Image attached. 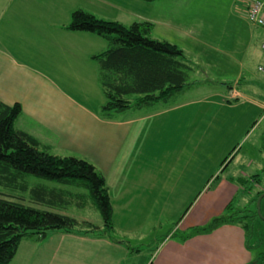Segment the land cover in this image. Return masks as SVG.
Wrapping results in <instances>:
<instances>
[{
	"label": "rangeland",
	"instance_id": "1",
	"mask_svg": "<svg viewBox=\"0 0 264 264\" xmlns=\"http://www.w3.org/2000/svg\"><path fill=\"white\" fill-rule=\"evenodd\" d=\"M186 1L188 0H174L170 3L164 0L152 6L148 4L145 6V11L149 12L148 17L153 19L149 21L157 24L159 35L166 36L170 33L168 36L181 38L176 29L168 30L167 23L173 24V20L181 24H197L195 19L198 20V18L194 15V12L197 13L196 7L193 8L194 12L191 10L185 17L176 15ZM196 1L200 4L199 6L203 7L202 13L206 18L209 17L210 21L205 20L203 23L202 40L206 43L197 46L200 54L195 52L193 47L190 50L200 58L190 56V59L193 64L203 65L204 72L212 79L223 78L225 85L220 84L223 81H209L210 83L200 81L201 88L199 89L194 81H189V86L180 94H176L179 97L186 95L189 99L195 98V100L207 94H216L222 88L228 92L230 86H237L238 76L236 74L239 72L240 61L244 63L243 71L248 72L246 80H249L253 74L258 75L257 68L260 64L264 66V52L261 50L262 39H259L262 35L264 36V30L250 22L248 18L249 0ZM122 7L126 13L115 14L119 22L126 26L141 22V19H137L133 13V10L138 8L137 5L126 4ZM111 17L113 18V15ZM177 37L175 39L180 42ZM99 39L107 44L105 40ZM193 44H195L194 41ZM95 73L97 75L96 70ZM201 73L202 70L196 71V78H200ZM245 82L250 81H242L238 89L248 94ZM81 87L84 94H80L82 90H79V87L63 86L70 96L78 99H82L87 94L91 100V94L104 97L99 82V73L98 81L97 79L96 81H85ZM77 92L83 96L76 94ZM231 93V97L234 98L235 91ZM95 99L92 101L96 102ZM104 101L106 102V99ZM167 104L175 103L171 101ZM167 104L163 101L159 107L164 108ZM150 106L144 107L142 116L156 109L155 105ZM199 107L195 109L196 125L195 133L192 135L191 133L183 135L174 129L169 117L145 119L142 123L133 126L130 142L119 158L118 164L122 163L121 166L117 164L106 168V165H94L106 179V186L114 206V230L112 232H105L100 211L94 205L89 192L78 185L65 186L29 177L30 189L27 192L22 190L21 181H18L10 187L0 185V193L6 199L23 198L21 203L34 209L66 215L99 227L98 230L87 234L78 231L79 234L50 235L53 237L50 244L59 248L56 257L51 261L52 264H153V259L162 247V243L167 238H171V234L174 237V232H184L182 226L179 228V225L198 201L202 195L201 192L211 189L207 185L209 183H206L209 177L212 176L213 179L222 173L220 176L223 178H238L247 174L248 179L253 180L252 178L258 176L259 181L244 184L247 189L246 193L238 195L234 200V206L237 209H243L251 198L264 193V160L261 161L259 155L260 152L264 154V110L256 109L254 105L243 107L242 110H234L233 115L229 113L225 121L212 120L208 125L210 120L204 114L206 110L201 111ZM240 111L241 118L238 117ZM115 115L124 114L115 113ZM161 123L165 126L164 129L157 130L153 134V129ZM30 125H32L30 119L23 117L20 126L27 130ZM55 140L57 146L52 151L55 155L76 157L91 164L99 158L93 155L92 150L89 156L86 146L85 151L74 146L59 150L60 146H63L59 139L55 138ZM181 143L191 145L186 148L187 150L179 151L177 148ZM173 157L191 161L190 166L186 168L189 171L188 174H182L183 179L178 178L180 173L170 174L168 172ZM159 159V163L153 167L152 163H156ZM226 159L232 161L223 171L222 162ZM128 160L130 162L125 163ZM185 166V163H180L178 170L184 169ZM177 178L180 182L175 181ZM152 183L155 184L154 188L151 187ZM34 189H47L58 193L68 191L72 195L65 196L69 202L64 206L58 202L54 208L35 201L32 195ZM188 208L190 209L187 210ZM254 208L256 210L257 206H253ZM258 216L254 226L255 238L253 237L249 243L252 250L245 247L250 258L248 264L252 262L260 264L259 259L264 252V245L260 247L261 242L264 243V199L261 204V215L258 214ZM27 244V239L22 242L23 252L19 259L24 258ZM135 248L140 249V252H132ZM128 250H130V257H128ZM40 251L41 246H39ZM22 261L24 262V259Z\"/></svg>",
	"mask_w": 264,
	"mask_h": 264
},
{
	"label": "crops",
	"instance_id": "2",
	"mask_svg": "<svg viewBox=\"0 0 264 264\" xmlns=\"http://www.w3.org/2000/svg\"><path fill=\"white\" fill-rule=\"evenodd\" d=\"M161 1L164 0L155 2L144 0H0V101L7 105L18 103L22 106L23 113L15 124L16 129L35 137L48 146L51 153L57 146L55 138L59 139L63 146H60L59 150L74 146L85 151L86 146L89 156L92 150L93 155L99 157L93 161V165H106V168H110L120 162V155L130 142L133 126L142 123L145 119L169 117L174 129L183 135L189 133L192 135L195 133L196 125L195 109L199 106H202L199 107L201 111L206 110L204 114L210 120L208 125L212 120L225 121L229 113L233 115L234 110H242L243 107L254 105L256 109L264 110V73L259 70L263 64L257 68L258 75L253 74L249 80H246L248 72L243 71L242 61L239 63V72L236 74L238 76L237 86L229 85L228 92L222 88L216 94H207L197 100L189 99L186 95L182 97L174 95L164 104L171 101L175 104H167L166 107L160 108L161 102L154 103L156 109L146 112L145 116H142L144 107L126 111L121 113L124 115L119 116L115 113H104L102 108L105 105V97L91 94L93 101L96 98V102H93L88 94L84 97L80 95L84 94L82 83L96 81V79L98 81V64L93 57L105 52L108 45L93 34L67 30L66 27L70 24L73 13L84 10L98 19L119 22L115 14L126 13L122 6L133 4L138 6L133 13L137 19H141L140 23H151L152 21L149 20L153 19L148 17L149 12L145 11V6L147 4L152 6ZM165 1L172 3L174 0ZM199 5L196 0H188L183 8L176 12V15L185 17L196 7L197 13L193 10L198 18V20L195 19L196 25L181 24L175 20L172 21L173 24L167 23L168 30L176 29L181 38L168 36L170 33L161 36L157 32V24L153 22L151 24L154 25L153 38L174 44L184 52L188 64L193 68L190 81H194L196 87L200 89V81L210 83L209 81H223V78L212 79L204 72L203 65L193 64L190 59V56L199 57L190 50L194 48V51L200 54L197 46L206 43L202 40L203 23L205 20L210 21L209 17L206 18L202 13L203 7ZM119 23L125 25L122 22ZM175 37L180 42H177ZM263 37L262 35L259 39L263 41ZM198 70H202L200 78H196ZM242 81H250L245 82L248 94L238 89ZM220 84L225 85L224 81ZM63 86L79 87L82 91L76 94L82 99L70 96ZM234 91L236 96L232 98L231 92ZM208 108L213 110L209 111ZM241 115L240 111L238 117L241 118ZM23 117H27L32 123L27 130L20 126ZM164 127L161 123L153 129V134L157 130H163ZM189 145L191 144L181 143L177 150H187ZM259 155L260 160L263 161V152ZM183 160V158L173 157L168 172L170 174L180 173L178 178L183 179L182 174H188L189 171L186 168L191 162ZM159 161L160 159L152 163L153 167H156ZM231 161L225 164V161L222 162L223 171L228 168ZM126 162L129 163L130 160ZM182 162L186 166L178 170ZM121 164L118 165L121 166ZM221 174L213 179L211 176L206 180L211 189L201 192L202 195L198 201L180 223L179 228L182 226L184 232L204 226L213 218L220 216L226 207L242 193L238 185L240 178L255 182V180L248 179L247 174L238 178H223ZM178 178L175 181L180 182ZM151 187L154 188L155 184L152 183ZM59 233L63 232L50 235L55 236ZM50 235L45 240L27 239L24 258L19 259L24 246L21 244L11 264H52L51 261L56 257L59 248L50 244L53 238ZM39 246H41L40 252ZM44 246L47 247L44 248ZM245 247L244 231L233 225L222 226L209 235L194 237L185 244L174 240L171 234V238H167L162 243V247L153 259V264H248L250 258ZM129 252L130 250L127 251L128 257H130Z\"/></svg>",
	"mask_w": 264,
	"mask_h": 264
},
{
	"label": "trees",
	"instance_id": "3",
	"mask_svg": "<svg viewBox=\"0 0 264 264\" xmlns=\"http://www.w3.org/2000/svg\"><path fill=\"white\" fill-rule=\"evenodd\" d=\"M66 29L90 33L107 42L108 49L93 57L99 66V82L106 99L102 108L104 113H124L166 102L189 86L193 68L188 64L184 52L174 44L153 38L154 25L151 23L125 26L79 10L73 13ZM22 113L20 104L7 105L0 101V185L10 187L21 181L22 190L27 192L30 189L29 177L65 186L78 185L89 192L100 211L105 232H112L114 206L103 174L86 160L55 156L48 146L16 129L15 124ZM227 162L228 159L224 164ZM257 177L253 179L255 182L259 181ZM249 182L254 181L239 179L242 193H246L244 184ZM262 194L251 198L243 209L235 208L232 201L220 216L208 224L186 232H174L173 238L185 244L194 237L209 235L222 226L233 225L242 228L246 246L252 250L249 243L255 238L254 226L259 217L253 206H257ZM32 195L35 201L55 208L58 202L61 206L68 203L65 196L72 194L68 191L58 193L34 189ZM3 197L0 193V264H11L26 239L45 240L51 233L79 234L78 231H82L87 234L99 229L87 221L26 206L21 203L23 198L11 200ZM262 245L264 243L261 242L260 247ZM132 250L140 252L138 248ZM259 262L263 264L264 252Z\"/></svg>",
	"mask_w": 264,
	"mask_h": 264
},
{
	"label": "built area",
	"instance_id": "4",
	"mask_svg": "<svg viewBox=\"0 0 264 264\" xmlns=\"http://www.w3.org/2000/svg\"><path fill=\"white\" fill-rule=\"evenodd\" d=\"M251 1L248 18L250 22L264 29V0H249ZM261 49L264 51V41L261 44ZM259 70L264 73V67Z\"/></svg>",
	"mask_w": 264,
	"mask_h": 264
},
{
	"label": "water",
	"instance_id": "5",
	"mask_svg": "<svg viewBox=\"0 0 264 264\" xmlns=\"http://www.w3.org/2000/svg\"><path fill=\"white\" fill-rule=\"evenodd\" d=\"M263 199H264V193L259 197L257 201V210L259 215H261V204Z\"/></svg>",
	"mask_w": 264,
	"mask_h": 264
}]
</instances>
